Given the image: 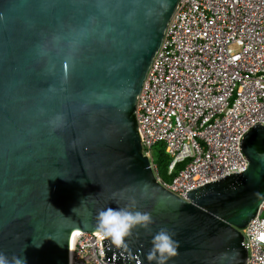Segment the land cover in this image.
Returning a JSON list of instances; mask_svg holds the SVG:
<instances>
[{
  "label": "water",
  "instance_id": "1",
  "mask_svg": "<svg viewBox=\"0 0 264 264\" xmlns=\"http://www.w3.org/2000/svg\"><path fill=\"white\" fill-rule=\"evenodd\" d=\"M180 1L0 0V252L69 264L72 233L95 232L112 207L153 223L126 249L102 239L107 264H149L161 229L178 242L168 264H247L242 230L264 201V127L240 142L246 171L187 199L143 154L137 100Z\"/></svg>",
  "mask_w": 264,
  "mask_h": 264
},
{
  "label": "built area",
  "instance_id": "2",
  "mask_svg": "<svg viewBox=\"0 0 264 264\" xmlns=\"http://www.w3.org/2000/svg\"><path fill=\"white\" fill-rule=\"evenodd\" d=\"M136 119L157 181L181 198L246 171L240 142L257 124L264 127V0H181ZM158 145L171 157L169 175L183 165L171 183L155 163ZM74 233L69 264H107L96 231ZM242 233L247 264H264V201Z\"/></svg>",
  "mask_w": 264,
  "mask_h": 264
},
{
  "label": "clouds",
  "instance_id": "3",
  "mask_svg": "<svg viewBox=\"0 0 264 264\" xmlns=\"http://www.w3.org/2000/svg\"><path fill=\"white\" fill-rule=\"evenodd\" d=\"M50 123L54 124V121ZM72 211L76 213V208ZM152 223L150 213L108 207L97 213L95 227L100 238L110 240L117 249H126L128 247L126 238L132 231L136 228L148 231ZM151 245L146 257L149 264L153 262L154 264H168L170 258L177 254L178 242L173 239L167 229H161L153 235ZM0 264H27V260L21 255L9 258L5 253L0 252Z\"/></svg>",
  "mask_w": 264,
  "mask_h": 264
},
{
  "label": "trees",
  "instance_id": "4",
  "mask_svg": "<svg viewBox=\"0 0 264 264\" xmlns=\"http://www.w3.org/2000/svg\"><path fill=\"white\" fill-rule=\"evenodd\" d=\"M156 151V159H155V163L158 166L159 172H160V176L163 178L164 181H166L167 183H171L174 179V177L176 176V174L178 173V171L183 167V165H179L176 169V171L169 175L168 174V167L169 164L171 162V157L169 155H167L165 153L164 147L162 145H158L157 148L155 149ZM161 169H163L165 171V175H163L161 173Z\"/></svg>",
  "mask_w": 264,
  "mask_h": 264
},
{
  "label": "bare ground",
  "instance_id": "5",
  "mask_svg": "<svg viewBox=\"0 0 264 264\" xmlns=\"http://www.w3.org/2000/svg\"><path fill=\"white\" fill-rule=\"evenodd\" d=\"M78 233H74V235L72 236L71 238V244H70V255H72V247H73V244H74V239H75V236L77 235Z\"/></svg>",
  "mask_w": 264,
  "mask_h": 264
},
{
  "label": "rangeland",
  "instance_id": "6",
  "mask_svg": "<svg viewBox=\"0 0 264 264\" xmlns=\"http://www.w3.org/2000/svg\"><path fill=\"white\" fill-rule=\"evenodd\" d=\"M154 157H155V159H156V151L154 152ZM161 173H162L163 175H165V171H164L163 169H161Z\"/></svg>",
  "mask_w": 264,
  "mask_h": 264
},
{
  "label": "snow or ice",
  "instance_id": "7",
  "mask_svg": "<svg viewBox=\"0 0 264 264\" xmlns=\"http://www.w3.org/2000/svg\"><path fill=\"white\" fill-rule=\"evenodd\" d=\"M262 239H264V237H262Z\"/></svg>",
  "mask_w": 264,
  "mask_h": 264
}]
</instances>
